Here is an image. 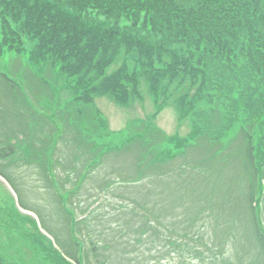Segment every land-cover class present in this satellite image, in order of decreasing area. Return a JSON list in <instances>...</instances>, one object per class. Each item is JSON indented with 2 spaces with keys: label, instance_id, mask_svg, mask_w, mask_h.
Listing matches in <instances>:
<instances>
[{
  "label": "trees",
  "instance_id": "obj_1",
  "mask_svg": "<svg viewBox=\"0 0 264 264\" xmlns=\"http://www.w3.org/2000/svg\"><path fill=\"white\" fill-rule=\"evenodd\" d=\"M121 49L125 52L123 57L120 56ZM8 53H14L15 61H22L24 71L20 70L18 75L23 86L10 76L0 74V87L6 98V117L13 116L23 120L24 124L34 122L41 131L45 128L54 131L47 120L37 116L29 96L34 107L36 104L42 108L45 105L46 111L53 114V122L57 119L63 126V144L68 145V136L73 137L74 133V142L84 144L93 155L91 160L82 163L85 170L89 169L86 174L80 175L82 179L84 177L83 184L91 178V171L102 167L107 158L111 161L113 157L109 156L113 154L123 156L124 152H134L140 155L137 167L141 175L148 176L152 165L153 171L160 172L159 176L162 177L165 172L157 167L186 157L188 153L180 141L176 153L163 150L165 145L175 140H168L159 130L153 129L147 119L135 120L130 125L131 137L124 144L113 148L98 146L97 140L104 136L96 131L101 124L107 131V126L100 120V113L94 107L96 97H112L124 104L130 98H142L141 92L145 90L152 96L157 112L169 104L180 106L182 118H189L192 126H195V136L193 138L192 135V138L198 143L203 140L202 137L207 138L193 120L194 114L202 112L195 111V99H204L200 98L202 87H211V94L207 96L209 100L204 99L206 103L211 102L215 90L221 94L218 97L220 105L214 102L209 115H216L221 109L227 113L229 107L237 105L235 117L238 118L242 115L241 106L245 107L249 116L245 125L251 127L246 128L242 124L237 134L243 139L242 159L251 181L245 199L249 204L254 237L262 248L264 262V229L258 211L262 203L261 183H264V0H0V56ZM132 54L136 56L132 58L135 63L129 60ZM118 61L122 63L121 67L111 71L112 65L120 64ZM138 64L140 70L136 71L135 65ZM26 75L36 87L45 90L46 94L41 92L43 101H39V92L34 94V86L25 83L28 80ZM175 82L178 84L175 85ZM195 85L197 87L192 94H188ZM65 91H70L72 97L61 107L55 99L58 93ZM47 98H51L52 102L49 100L46 103ZM18 105L21 112L15 108ZM251 111L252 114H249ZM257 116L260 117L258 121ZM253 120L259 122L255 136L254 132L251 133L255 126ZM70 129L72 133H66ZM149 133L161 141L142 145ZM213 141L210 138L207 140L209 145H213ZM9 144V140L0 144V161L13 155L14 150L10 149ZM35 144L38 146L37 140L29 143V146L35 149ZM90 155L87 154V157ZM220 156L210 157L211 163L215 164ZM59 167L63 172L66 169L60 162ZM71 169L66 180L73 177L74 169ZM172 170L177 172L175 167ZM178 170H183L182 175L186 177L183 182V179H179V189L186 187L187 193L193 192V196L200 191L187 185H198L203 176L210 178L196 162L183 160ZM120 181L129 186L137 182L123 177H120ZM146 193L149 197V189ZM130 198H126L128 203H123L131 205L132 215L111 219L117 220L116 224L105 232L95 227L94 231L104 238L103 243L92 236L87 219L82 223L75 222L78 234L82 235L83 229L91 232L89 244L96 264H117L119 257L114 258L113 255L110 260L101 259L109 247L113 252L121 250L125 261L136 264H146L140 261V256L147 258V264H187L182 248L190 251L192 264L221 263L219 260L226 255L228 241L215 246L210 243V236L207 239L204 235L207 226L212 228L211 223L214 224L228 209L219 200L209 209L195 203V210L183 202L182 207L186 208L184 215L192 216L189 217V227L183 229L186 232H181L169 228L154 208L140 204L138 197L135 201ZM231 202L227 200L225 205L231 207ZM133 203L135 207H132ZM118 209L119 212L124 211ZM165 212L160 208L158 213L161 215ZM104 213L103 219L108 220L111 212ZM98 220L102 221V217ZM110 233L112 238L108 236ZM229 239L231 244L238 247L236 238ZM83 254L86 258L87 253ZM175 255L177 257L173 259Z\"/></svg>",
  "mask_w": 264,
  "mask_h": 264
},
{
  "label": "rangeland",
  "instance_id": "obj_2",
  "mask_svg": "<svg viewBox=\"0 0 264 264\" xmlns=\"http://www.w3.org/2000/svg\"><path fill=\"white\" fill-rule=\"evenodd\" d=\"M121 53L120 56L123 57L124 49H121ZM135 57V54H132L129 60L135 63L132 60ZM14 58V53L0 56V74L10 76L13 81L18 84L22 83L23 86L22 80L18 77L20 70L24 71L22 68L23 64L22 61L20 63L15 61ZM121 65V62L120 64L112 65L111 71H116ZM135 67L136 71L140 70L139 64L135 65ZM26 79L28 80L25 83L29 84V86L33 85L35 88L34 94L39 92V101H43L41 92H45V90L36 87V84L31 82L28 75H26ZM174 84L177 85L178 83L175 82ZM184 86L186 87L187 85ZM196 87L195 85V87H192L193 90L187 93L192 94ZM200 91V98L207 99V96L211 94V87L206 85ZM214 93L211 102L206 103L204 99H195V111L201 112L202 110V112L198 115H193L195 125L201 128L208 139L214 140L213 145H209L210 143L207 142L208 139L205 137H202L203 140H200L199 143L193 139L195 126H192V120H189V118H182L180 106L169 104L162 111L157 112L152 96L145 90L141 92L142 98L133 97L124 104L116 102L112 97L103 95L96 97L94 107L98 109L100 120L104 125L106 124L108 131V133L104 131L105 126L102 127V124L98 127L99 129L96 132L104 136L97 140L98 146L113 148L116 145L124 144V141L128 140L131 135L129 133L130 125H133L135 120L145 121L147 119L150 120L153 129L159 130L168 140H175L165 145L163 150H170L176 153V148L180 141V144L185 145L184 148H187L185 152L188 151V153L186 157L184 156L177 160L173 159L172 162L162 165L161 168L157 167L165 172L162 177L159 176L160 172L153 171L154 166L152 167V165H150L148 176L141 175L138 171L139 167H137L140 164L137 162L140 155L134 152H124L123 156H115L113 154L109 156L113 157L111 161H108L107 158L106 163H103L102 167L91 171V178L86 181L87 183L81 185V187L79 186L80 189L77 188L79 193L78 191L75 192L70 199L71 203H73L72 211L71 203L69 205L68 199L71 195L73 184L70 180L72 179L71 177L66 180V175L72 172L71 168L73 167V178H80V175L85 171L82 163L86 160H91L93 155H90L88 148L84 144L78 143L76 140L74 142L73 137L75 134L72 133V129L67 130L66 133H72L73 137L69 135L68 145H64V135L61 133V131H64L62 124L57 119V121L53 122V114L46 111L45 105L43 108L38 104L34 107L35 104L31 96H29V101L32 102L37 116L47 120L54 127V131H50L49 128L41 131L40 127L34 122L24 124L23 120L21 121L13 116L6 117L7 115L4 113L6 109L5 93L1 91L0 87V144H5L9 140L10 149L14 150L13 155L9 159L0 161L1 263L92 264L94 258L88 249L91 232L82 235L74 232L72 223L74 211L76 212V217H81L84 210V214L88 213L87 222L91 226V231L93 232L91 234L92 236L94 235L96 240H100L103 243L104 238L94 231L95 227L98 226L97 230L103 229L105 232L112 224H116L117 220L111 221V219L115 220L118 217L132 215L133 208H129L130 204L125 205V203H128L126 198L131 197L132 201H135L138 197L140 204L150 205L154 208L158 217L169 228L181 232H184L185 230L183 231V229L189 227V217L192 216L184 215L186 208L182 207L183 202L187 203L191 210H195V203L209 209L216 200L217 202L219 200L220 204L228 209L222 214L218 211V214H221L222 217L214 221V224L211 223L212 228L207 226L204 235L206 238L210 236L212 241L210 243L215 246L228 241L229 247L226 249L224 258L219 260L220 264L232 263V261L234 264H264L262 261L263 251L254 237L255 229L252 226L248 211L249 204H247L245 199L251 181L249 170L242 159L244 148L241 145V141L243 139L237 134L242 124L246 128L251 127L245 125L249 116L246 114L245 107L241 106L242 115L236 118L237 105H232L233 108H228L232 112H229V110L227 113L223 112L219 107V110L221 109L220 113L209 115L213 108V103L218 102L219 105L221 103L218 99L221 94H217L216 90ZM71 94L70 91L58 93V100H55L63 107L71 100ZM47 99L45 100L46 103L51 98ZM15 108L21 112L19 105L15 106ZM249 114H252V111ZM243 118L244 121L242 122ZM258 118L260 117L257 116V121ZM254 122L255 126L251 129V133L253 134L254 132L253 135L255 136L259 130V122ZM132 128L134 130V126ZM74 132L76 133L75 130ZM145 137L147 138L143 140L142 145H152L157 141H161L160 138L153 137L151 133ZM151 137L153 138L150 139ZM34 140L38 141L39 146L35 144V149L29 146V143L34 142ZM234 141L235 143H233ZM257 143L256 139L255 144ZM87 154L90 156L87 157ZM220 154L221 160L217 158L215 164L211 163L210 157L213 158L214 155L219 156ZM183 160L196 162L200 170L205 171L204 173L210 177H201V183H198V185L194 183L187 185L188 188L194 186L197 192L200 191L198 195L194 194L193 196V192L187 193L188 189L186 187H183V190L179 189L180 180L183 179V182L186 179L182 175L183 170H178V166L183 163ZM59 162L62 167L66 168L64 173L59 168ZM173 167L177 169V172H173ZM209 170L213 175L210 174ZM120 177L137 182L134 183V186L125 185L121 181L119 182ZM135 178L136 180H134ZM63 180L64 182L62 183ZM148 189L150 191L149 197L146 193ZM260 192H262L260 196L262 203L260 201L259 214L261 215V223L264 229V183H261ZM227 200H232L231 207L225 205ZM94 205L97 206L95 207L96 209L94 208L93 212L91 211L89 214L87 209L92 208ZM118 207L124 211L119 212ZM132 207H135L134 203ZM104 208L106 210H103ZM160 208L166 212L160 215L158 213ZM172 209H177L178 211L173 212ZM104 211L111 212L108 220L103 219L105 218ZM98 213L100 214L98 215ZM239 214L242 215L240 221ZM96 216L98 217L96 218ZM101 217L102 221H99L98 219H101ZM199 226L200 224H198ZM108 236L112 238L111 233ZM229 237L237 239L238 247L235 244H231V241L229 242ZM75 239L84 245L85 248L77 245ZM85 249L87 253V256L85 255L86 262L83 256ZM105 252V256L101 259L108 258L110 260L109 258L113 255L114 258L119 257L117 264H136L130 260L125 261V256L121 250L113 252L109 247V250L107 249ZM182 252L184 258L186 257V263L192 264L190 261L193 258L190 255V251H184L182 248ZM176 257L175 255L173 259ZM140 258L141 262L147 264L148 260L146 257L140 256ZM132 260L134 259L132 258ZM177 262L178 260H176Z\"/></svg>",
  "mask_w": 264,
  "mask_h": 264
}]
</instances>
